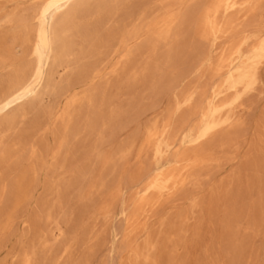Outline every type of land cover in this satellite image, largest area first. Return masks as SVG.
<instances>
[{
    "label": "rangeland",
    "instance_id": "rangeland-1",
    "mask_svg": "<svg viewBox=\"0 0 264 264\" xmlns=\"http://www.w3.org/2000/svg\"><path fill=\"white\" fill-rule=\"evenodd\" d=\"M0 264H264V0H0Z\"/></svg>",
    "mask_w": 264,
    "mask_h": 264
},
{
    "label": "bare ground",
    "instance_id": "bare-ground-1",
    "mask_svg": "<svg viewBox=\"0 0 264 264\" xmlns=\"http://www.w3.org/2000/svg\"><path fill=\"white\" fill-rule=\"evenodd\" d=\"M245 1V0H244ZM251 8H253V7H251Z\"/></svg>",
    "mask_w": 264,
    "mask_h": 264
}]
</instances>
